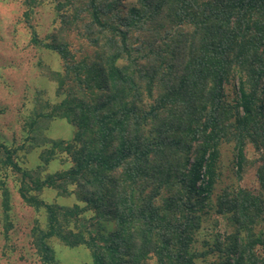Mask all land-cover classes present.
<instances>
[{"label":"trees","instance_id":"16d2710c","mask_svg":"<svg viewBox=\"0 0 264 264\" xmlns=\"http://www.w3.org/2000/svg\"><path fill=\"white\" fill-rule=\"evenodd\" d=\"M54 1L61 23L82 24L95 50L91 61L77 62L60 37L43 44L74 83L45 116L75 127L70 139L49 141L43 159L58 150L71 164L36 177L0 142V170L21 174L20 196L44 214L32 231L43 261L53 264L55 237L88 247L93 264H195L211 253L213 264H264L257 250L264 245V0ZM233 79L237 96L228 100ZM223 141L233 144L239 177L253 145L260 188L215 197L214 212L233 229L198 251L195 234L212 213ZM71 185L83 206L33 192L71 194ZM9 194L2 187L5 211Z\"/></svg>","mask_w":264,"mask_h":264},{"label":"rangeland","instance_id":"374dc122","mask_svg":"<svg viewBox=\"0 0 264 264\" xmlns=\"http://www.w3.org/2000/svg\"><path fill=\"white\" fill-rule=\"evenodd\" d=\"M135 1L124 0L128 6ZM63 10L67 14L72 13L68 7ZM59 11L54 0H0V142L14 149L18 164L31 170L36 177H45L70 166L68 156L58 150L51 154L49 163L44 162L43 156L51 146L49 141L70 139L75 131L74 125L66 118L45 116L51 106L65 96L64 91L67 93L69 88L74 87V83L72 75H66L64 60L43 44L56 36L68 45L75 61H91L95 56L93 46L83 35L82 24L77 27L75 24L61 23ZM143 38H148L146 32L136 33L132 42L137 43ZM60 73L65 82L64 90L59 89ZM237 91L238 80L233 79L226 85L228 100H234ZM219 150L212 213L210 217L204 216V222L195 234L194 247L198 251L207 248L205 239L211 243L217 233L223 234L233 229L226 215L214 212L217 209L215 197L224 189L233 190L238 186L255 192L260 188L257 154L252 144L246 147L248 161L241 177L233 144L223 141ZM20 175L12 169L0 170V264H48L36 250L32 233L38 222L45 223V217L43 212L28 206L20 196ZM4 186L10 193L6 211L2 201ZM73 189L74 186H69L71 194L62 193L56 188H44L42 192L33 189V192L48 202L64 206L78 203L83 206ZM85 215L92 213L89 211ZM258 228L264 229V224ZM50 244L53 264H93L91 251L85 245L71 247L55 237ZM257 250L264 255V245H259ZM217 260V255L211 253L205 260L197 258L195 264H213ZM148 264L156 262L151 259Z\"/></svg>","mask_w":264,"mask_h":264}]
</instances>
